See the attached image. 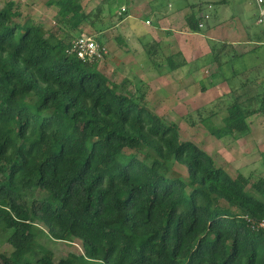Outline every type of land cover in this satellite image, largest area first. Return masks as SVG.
<instances>
[{
    "label": "trees",
    "instance_id": "16d2710c",
    "mask_svg": "<svg viewBox=\"0 0 264 264\" xmlns=\"http://www.w3.org/2000/svg\"><path fill=\"white\" fill-rule=\"evenodd\" d=\"M47 5L65 14L62 38L17 22L14 1L0 10V239L10 234L13 248L0 264H264V231L244 218H264V199L253 194L264 197V177L252 183L217 166L130 78L112 81L97 61L69 52L84 22L104 31L103 6L88 13L80 0ZM201 20L194 9L186 16L194 32ZM260 27L252 31L264 39ZM98 33L91 36L103 45ZM222 47L211 45L209 62L226 77ZM147 51L163 64L156 42ZM253 81L217 103L212 96L186 119L217 138H242L249 118L264 112V81ZM222 109L227 115L217 123ZM74 239L83 253L56 262L50 244Z\"/></svg>",
    "mask_w": 264,
    "mask_h": 264
},
{
    "label": "crops",
    "instance_id": "0c3cea01",
    "mask_svg": "<svg viewBox=\"0 0 264 264\" xmlns=\"http://www.w3.org/2000/svg\"><path fill=\"white\" fill-rule=\"evenodd\" d=\"M101 1L105 0H99L100 4ZM156 1L159 0H127V3L119 7H125L127 9V14L131 13V15L140 16L138 19L143 17L146 18L145 21H142V24H138L137 21H129L128 30H124L125 35L130 40L129 42L132 43V40L135 41V43L131 45L134 47L132 54H130L131 50L128 51L127 49H123L122 45L120 47L115 42L109 45L107 42L101 41V43L108 48L109 53L103 60L98 61V68L110 80H112V78L109 77V74L103 72L101 68L104 66L107 59L111 57V54L113 55L114 53L117 55L114 56V58H117L118 62H120V70L119 72L113 73H115L120 80L125 77L136 79L137 82L133 81L136 86L142 85L143 82H145L146 89L150 88L153 92L161 91L163 93H175V96H168L169 101H173L174 97L179 100L180 98H178V96H180L181 93H183L182 98L186 99L189 97L188 95L190 93L188 87L195 86L197 81L201 83L202 88V83L211 79V87L206 90L210 92H205L207 95L211 94L215 98L217 97V92H214L215 89L232 92L235 89H240L247 82H254L253 80L255 79H257V83L262 84L260 78L263 77L264 79V72H251L253 71L252 67L256 65L260 66L261 62H258L256 65L245 64L236 68L234 65L230 66L232 62L241 60L255 52L257 48H254L253 44L257 46L264 45L262 36L258 34L255 36L252 29L248 28L249 25L248 27L244 26L238 18L233 17L229 19L225 17V10L232 3V0H220L223 5V7L220 8L217 7L216 3L212 4V16L209 20L204 21L205 26L198 32L192 31L187 25L186 16L191 12L189 9L190 3H187L188 1L178 0V3H175L177 0H170L168 7L163 9L154 8V3H156ZM198 2L199 6L195 11H198L199 16L202 18V14L205 11L201 8V5L204 6L207 2L205 0H198ZM82 5L86 12H90L85 8L86 5H84L83 2ZM119 14L122 15L121 13ZM154 14H156V16ZM152 15H154V17ZM147 21L151 23L148 24ZM123 22L124 21L119 25H122ZM256 25L259 26L261 30L260 26L262 25H258L257 22ZM102 33L106 34L107 31H102ZM250 33L251 36H255L256 38L251 37ZM87 34L91 35L89 32ZM114 37L117 38V36ZM147 37L152 39L151 42H156L158 45L159 55L161 56L160 60L163 62L160 66L155 65L148 54L147 44L150 40L141 42L142 39H146ZM217 41L227 45L224 51V60L228 61L227 64L224 65V69L228 67V70L226 69L224 74L226 77L213 74L218 70L217 63L209 62V58H211V45ZM180 54H182L183 57L179 56ZM231 56L233 59L230 60ZM169 57L175 59L178 64H182L180 63L182 58L185 59L187 63L180 67L177 66V68H172L173 64L168 61ZM262 58L263 56L260 55L258 59L262 61ZM263 64L264 63H262V66L264 67ZM213 65L216 66V69L214 68L213 73L210 74L209 71L207 72L206 68L208 66L212 67ZM161 70L163 72H161ZM231 70L237 72H231ZM206 72L208 76L204 80L202 77ZM112 81L115 80L113 79ZM116 81L118 83L120 82L119 80ZM203 93L204 91L193 96L189 100V103H192L191 105L194 107L200 106L201 102L199 96ZM225 94L227 93L222 94V97L227 96ZM156 99L157 98H154L151 101L153 105ZM207 99L208 96L203 98V101L205 100V103L211 101ZM156 103H160L159 99ZM248 121L251 128L250 132L233 142L232 140L225 141L226 139L217 138L208 130L210 135L206 137L208 145L205 147L208 148L209 152L208 150L205 151L214 158L217 166L224 167L233 176L242 173L250 177L253 183L255 179L264 177V113L253 115ZM255 121L258 123L256 128L252 127ZM203 127L205 126L203 125ZM212 138L216 139V141H220V144L216 146ZM236 165L239 167H236ZM260 165H263V167ZM232 170H234V172H232ZM250 189L251 184L247 187V190Z\"/></svg>",
    "mask_w": 264,
    "mask_h": 264
},
{
    "label": "rangeland",
    "instance_id": "374dc122",
    "mask_svg": "<svg viewBox=\"0 0 264 264\" xmlns=\"http://www.w3.org/2000/svg\"><path fill=\"white\" fill-rule=\"evenodd\" d=\"M9 1H14L16 3L17 8H18L17 10L20 12V15L17 16L15 19L17 22L26 23L27 25L32 24V23H36V24L40 25L42 31L44 32V34L48 38H49L50 34H54V36L57 38L58 37L62 38L63 36H65V33L60 28V24H59L61 22V19L65 16V14L61 13L58 8L50 7L49 5H47L48 0H0V10L4 6H6L7 2H9ZM80 1H81V3L83 2L84 5H86V7H85L86 9H88L90 12H93V13L95 11H97V8L99 6H103L102 9H103L104 16H103V19L98 22V28L99 27L100 28L105 27L104 31L106 30L107 33L105 34V33L99 32L97 37L102 42H105V43L107 42L109 45L113 44V42L117 43V45H119L120 47L122 45L123 49H127L128 51L131 50L130 54H132L134 51V47L131 45H133L135 43V41L132 40V43L129 42L130 40L125 35L124 30H128L127 27H128L129 21H137L138 24H142V21H145L146 17L138 19V17H140V16H137L134 14L131 15V13L121 16L119 13H121L122 8H119V7H121L122 4L127 3V0H107V1L105 0V1H101V4L99 3V0H80ZM186 1H188L187 3H190V8H189L190 11H192L193 9L194 10L198 9L196 7L197 4H199L198 0H186ZM205 1L207 3H205L204 6L201 5V8L204 9V11L206 12V11L211 10V7H210L211 1H220V0H209V1L205 0ZM169 2H170V0L156 1V3H154V8L163 9L165 7H168ZM175 3H178V0L175 1ZM216 4H217V7H219V8L223 7L221 2H218ZM191 5H194L193 8ZM257 8L258 7L255 3V0H232V3L225 10V17L229 18V19L230 18L232 19L233 17L238 18L244 24V26L248 27V25H249L248 28H250L252 30H253V28H255L257 30L259 28V26L256 25ZM154 15L156 16V14H154ZM154 15H152V16L154 17ZM203 15H204V13L202 14V16ZM135 16H137V17H135ZM121 18H123V19H121ZM95 19L96 18H93L94 21H95ZM101 21H104V22H101ZM122 21H124L122 23V25H119ZM81 30L83 32H87V33L89 32V33H91V35L93 34L94 36H96L95 34L98 33L96 31L95 26H93L91 24V22H84L81 25ZM114 36H117V38H115ZM50 39H52V41H54V42L56 41L53 37ZM146 40H150L149 42L152 41V39L147 37L146 39H142L141 42H145ZM212 45H216L217 49L223 48L222 46L227 47L226 44L221 43L220 41L214 42V43H212ZM253 47L257 48V50L255 52L251 53L249 56L244 57L241 60H238L236 62H232V64H230V66L234 65V67L236 68L238 66L245 65V64L246 65H252V64L256 65L258 62H261L260 66L256 65V66H254L255 68L252 67L253 71H251V72H264V67L262 66V63H264V45L257 46L256 44H253ZM260 55L263 56L262 61L260 59H258ZM114 56H117V55L114 53H113V55L111 54V57L109 59H107V61L104 63V66L101 68V70L103 72L109 74V77L112 78V80L113 79L115 81L119 80L120 81L119 83H122L124 81V79H127V77L120 80L119 77H117L115 75V73H113V72H119V70H120L119 69L120 68V65H119L120 62H118L117 58H114ZM160 57L161 56L159 55V58ZM214 68L216 69L215 65H213L212 67L208 66L206 69H207V72L209 71L211 74V73H213ZM226 69L228 70V67L223 69L224 72H226ZM125 71H126V68H125ZM110 72H111V74H110ZM161 72H163V71L161 70ZM207 72L204 73V76L202 77L204 80L208 76ZM218 72H220V71H218ZM231 72H235V71L231 70ZM131 80L134 82H137L136 79H131ZM260 80H261L260 82H263L264 81L263 77L260 78ZM202 85L208 86V88H210L211 87V79L204 81L202 83ZM135 87H138V86L135 85ZM139 87H141V90L143 92L145 91L144 94H146V102L156 113L161 115L167 122H175L180 126V136L183 140L193 141L196 144H198L203 150H206V151L208 150V148L205 147L208 145L206 137L210 135L208 133V129L203 127V124H198L196 126L190 125L189 121L186 119V116L189 113H191V114L194 113V111L197 110L198 108H200V106L205 105V100L203 101V98L208 96L207 100L212 99L211 94H208V95L206 94V92H210V91H206L201 96H199V100L201 102L200 106L194 107L193 105H191L192 103H189V100L193 96H196L197 94H199L200 92L203 91V90H201L202 89L201 83L198 81H197L195 86H189L188 87V91L190 93L188 95L189 97L184 99V98H182L183 93H181L180 96H178V94H177L178 98H180V99L178 100L177 98L174 97L173 101H171V100L169 101L168 96H175L176 95L175 93L174 94H171L168 92L163 93L161 91L153 92L150 88L146 89L145 82H143L142 85H139ZM214 92H217L216 93L217 97L215 98L216 103L218 101L222 100L223 98H225V97H222V94H224V93L229 94L230 93V91L229 92H227V90L222 91V89H218V90L215 89ZM227 94H225V95H227ZM154 98H157L156 101L159 99L160 103H156V101H155V103L153 105L151 101ZM213 105H215V104H213ZM213 105H211V106H213ZM194 115H196V114H193L192 116H194ZM225 115H227V111L225 109H222V111L220 110V113L215 118L217 123H220V120H222V118ZM252 118H254V117H252ZM257 125H258V123H257V121H255L253 123L252 127L256 128ZM212 141L216 146H217V144H220V141H216V139L212 138ZM233 141L234 140H232V142ZM126 151L130 152L129 150H126ZM208 152H209V150H208ZM263 165H260V166L263 167ZM236 167H239V166L236 165ZM174 169L180 171L182 173L183 177L186 178V180H188L186 167L175 163ZM232 172H234V170H232ZM253 194L255 195L256 199H259V200L264 199V197L262 195H259L256 193H253ZM9 235L10 234H6L3 238L0 239V254L11 253L13 251L12 246L8 243ZM50 246L56 252V257H57L56 262H58L60 260V258L65 257L69 252H74L77 254L83 253L82 243L78 239H74V241H72L71 245H67L66 243L57 242L55 244L54 243L50 244ZM94 264H100V263L94 262Z\"/></svg>",
    "mask_w": 264,
    "mask_h": 264
},
{
    "label": "built area",
    "instance_id": "2783aa9c",
    "mask_svg": "<svg viewBox=\"0 0 264 264\" xmlns=\"http://www.w3.org/2000/svg\"><path fill=\"white\" fill-rule=\"evenodd\" d=\"M257 5V23L264 26V0H255ZM211 7V6H210ZM127 9L123 7L121 13L125 12ZM206 19L210 18V14L206 13L204 15ZM150 24V21H147ZM204 23H200V27H203ZM69 52L80 58L83 62L92 63L94 61H101L108 54V48L105 45L99 44L91 35L83 33L73 42V46L70 48ZM251 228L260 231H264V218L257 220L248 214L244 215Z\"/></svg>",
    "mask_w": 264,
    "mask_h": 264
},
{
    "label": "clouds",
    "instance_id": "9594fccd",
    "mask_svg": "<svg viewBox=\"0 0 264 264\" xmlns=\"http://www.w3.org/2000/svg\"><path fill=\"white\" fill-rule=\"evenodd\" d=\"M210 6H211V10H212V8H213V5L212 4H210ZM211 10L210 11H206V12H204V15L206 14V13H208V14H210V18H211V16H212V14H211ZM204 15L202 16V21L201 22H203L204 23V21H206V20H209L210 18H208V19H206L205 17H204ZM256 16H257V14H256ZM200 22V23H201ZM258 24V23H257ZM259 25V24H258ZM200 26V25H199ZM204 26H205V23H204ZM203 26V27H204ZM203 27H200V28H203ZM98 62V61H97Z\"/></svg>",
    "mask_w": 264,
    "mask_h": 264
}]
</instances>
